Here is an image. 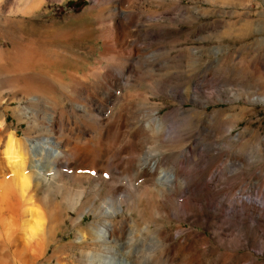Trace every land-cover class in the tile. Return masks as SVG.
Listing matches in <instances>:
<instances>
[{
    "label": "rangeland",
    "instance_id": "obj_1",
    "mask_svg": "<svg viewBox=\"0 0 264 264\" xmlns=\"http://www.w3.org/2000/svg\"><path fill=\"white\" fill-rule=\"evenodd\" d=\"M115 11L122 12H117L118 17H113ZM113 18L115 21H111ZM98 19L105 20L99 23ZM110 21L114 23V36L111 35L109 42H105L101 38L102 23L110 24ZM200 25L204 26V30H199ZM105 50V54H121L116 65L111 66L108 59H102ZM190 50L195 53L188 54ZM17 51L25 55L26 67L40 69L47 77L59 78L60 72L79 68L81 77L79 88L76 86L77 93L66 91L56 81L52 90L44 89V92L31 84L23 85V81L21 83L17 78L21 74L15 72ZM50 60L53 63H49ZM37 63L41 64L37 67ZM106 65L112 67L111 71L100 68L97 75L84 76L92 66ZM197 66L200 71L196 72ZM206 68L209 83L202 92L194 89L193 84ZM161 80L173 86V90L159 85ZM186 84L191 89L187 101L182 103L179 93ZM87 89L94 97L92 102L85 92ZM107 90L112 93L110 99H106ZM114 94L120 95L118 103L114 100ZM32 95H39L37 102L30 101ZM206 100L208 103L203 104ZM130 101L158 107L157 115L171 112L176 107L184 109L183 114L177 117V141L162 147V142L153 139L148 143L144 141L141 147L142 151L151 152L161 160L168 158L164 164L167 169L188 170L192 184L199 185L200 189L192 192L193 202L186 195L184 202L190 205L186 215L176 213V208L172 209L178 202L174 196L173 203L161 205V214L156 217L166 229L165 237L182 239L181 242L188 245L193 253L167 256L148 251L149 255L141 260L146 264H224L225 254L235 252L234 261L242 255L238 259L242 262L243 254L251 253L264 262V231L256 220L221 213L208 199L220 189L223 191L222 197L229 193L245 201L250 200L249 195L255 188H260L264 195V0H0V151L5 148L11 131L21 141L27 134L30 138L51 134L58 137L61 130L60 133L65 134L61 136L59 133L58 140H63L60 146L63 151L67 148V139L74 141L73 134H76L78 127L88 129L87 138H91L89 131L94 124L95 127L97 124L105 126L111 134L113 121L110 114L119 110L123 112L124 105ZM79 104L83 105L82 111ZM25 108L36 112L22 116ZM194 110H204L214 115L216 126L212 128L203 124L192 112ZM53 113L51 126H48L47 117ZM94 119L95 123L92 121ZM124 123L114 140L111 137L113 134L108 138V135L94 138L98 149L91 145L92 159L97 162H91L89 167L77 165L73 157L66 155L58 161L59 173L55 178L49 177L50 182L41 181L38 186H34L31 178L36 169L25 167L24 172L29 171L31 176V189L35 188L33 201L36 207L42 210L46 221L57 211L58 220L52 224L54 234L59 237L60 243L72 246L68 245L61 250L64 252L53 254L54 243L49 242L44 249L46 236L39 232L26 248L19 246L3 252L0 245V264H82L85 258L81 259L77 252L87 250L78 248L82 241L80 235L84 231L71 227L69 221L73 213L68 209L69 204L81 205L86 201L89 205L93 196L97 198V203L124 204L130 193H133L135 201L142 204L135 187L137 185L130 186L135 179L130 178L124 167L125 146L121 150L127 137ZM228 128L230 130L227 131ZM216 130H220L221 134ZM101 146L108 148L106 162L104 157L99 156L98 150L104 149ZM188 146L192 151L185 152L184 158L183 149ZM179 161H184L186 168H181ZM176 162L177 165H173ZM3 167L0 155V242L5 232L3 227L12 232L24 220L19 214L22 209L20 199L13 195L15 183L9 177V170ZM39 172L48 178L47 174L52 169L40 168ZM214 172L218 174L217 186L208 187L204 182ZM81 191L82 197L76 199ZM74 200L75 203H71ZM257 203L261 204V201ZM169 210H173L174 215L167 217ZM84 215L80 228L89 227L93 221L91 213ZM60 228L64 229L62 235H58Z\"/></svg>",
    "mask_w": 264,
    "mask_h": 264
},
{
    "label": "bare ground",
    "instance_id": "obj_2",
    "mask_svg": "<svg viewBox=\"0 0 264 264\" xmlns=\"http://www.w3.org/2000/svg\"><path fill=\"white\" fill-rule=\"evenodd\" d=\"M132 1H134V0H132ZM31 8H32V6H31ZM117 12L120 13L122 11H117ZM117 12L115 11V14ZM119 13H118V15H119ZM116 16H117V14L114 15L113 17H116ZM100 19H98L99 23L104 22V20H105V19L104 20L102 19L100 21ZM111 21H115V19L113 18V20H111ZM111 21H110V24L102 23L103 27H102V32H101V38L105 42L106 41L109 42L110 37L112 38L111 35L114 36V34L112 32L115 30L114 29V23L112 24ZM135 22H138V21H135ZM115 26L117 27V25H115ZM136 28H137V25H136ZM199 30L200 31L204 30V26L200 25ZM72 34H74V33H72ZM65 35H67V31H66ZM77 37H78V35H77ZM110 46H105V47L107 48ZM55 50H57V49H55ZM61 51H62V49H61ZM106 52L107 51L105 50L102 53L103 55L101 54L103 57L102 59L103 60L108 59V62L111 63V66L116 65L117 60L119 61V59L122 57L120 53L115 54V55L112 53L113 55H110V54H105ZM58 53H57V55H58ZM108 53H110V52L108 51ZM194 53H195V51L190 50V53H188V54L191 55ZM39 55L43 56L41 54H39ZM108 55L110 57H108ZM24 56L25 55L23 53H21L20 51H17V53H16L17 68H15L16 70L14 69L15 72H18L21 75L24 74L22 76L21 75L19 76V74H18L19 77H17L21 83L23 81V85L31 84L33 86V88H36L37 90H39L41 88V89H43V92H44V89H46L48 91L52 90L55 87L54 82L56 81L58 83V86L60 84L61 88L66 89V91L68 89L69 92L72 94L77 93L78 89H76V86L77 87L80 86L78 84L80 83L79 78L81 77L79 68L69 69L67 72H60L61 75L59 78L49 77V75L47 77L42 72V70H40V69H36L35 67L34 68L26 67L25 66L26 60H25ZM29 56L31 57V55H29ZM48 58H50V57H48ZM38 61H42V60L39 59ZM197 61L198 60H196V62ZM50 62L53 63L51 60L49 61V63ZM188 62H190V64H191V60H189ZM28 63H30V62H28ZM40 64L37 63L36 66L38 67V65H40ZM42 64H44V62ZM199 64H200V62H199ZM45 66H44V68H45ZM55 66H56V64H55ZM49 67L50 66H48V68ZM100 68L104 69V71H105V69L108 70L109 67L107 65L105 67H99V66L93 67L92 66L90 68V70H88L86 75L84 74V76L85 77L86 76L87 77L88 76L93 77L100 72V70H101ZM111 68L112 67H110L109 70ZM199 68L197 66V68H195V71L196 72L200 71ZM106 72H108V71H106ZM201 72L202 73H201L200 78L198 80H196L195 84H193V85H194V89L205 92L207 84L209 83V79H208L207 74H206L207 68L202 70ZM105 75H106V73H105ZM159 77H161V76H159ZM98 78H99V76H98ZM116 79H118V78H116ZM96 81H98V80H96V78H95V82ZM161 81L162 82L159 83V85L167 86L170 88V90H173V88H174L173 86L170 87L169 85L164 83L163 80H161ZM189 84H186L182 89H180L179 94H180V97L183 99L182 103H185L188 99L187 96L190 92L189 90L191 89V87H190L191 84L190 85ZM105 87H106V84H105ZM118 87H120V86H118ZM39 91H41V90H39ZM35 92H37V91H35ZM85 92L88 95V98H90V101L91 102L94 101V97L91 95V93L88 92V89ZM105 96H106V99H108V98L110 99L112 96V93L109 90H107L105 92ZM114 96H115V94H114ZM119 96L120 95L117 94L114 97V100L116 102L119 100ZM38 97H39V95H38ZM38 97L32 95L29 99L32 103H35V102H37ZM133 99H134V97H133ZM207 101L208 100L203 101L202 103L203 104L208 103ZM142 103L138 104V102L135 103L132 101L127 102L124 105L125 106L124 107L125 110L123 109L125 111V112L123 111L124 113L121 112L122 110H119L114 114L113 113L110 114L112 117V121H113L112 122L110 120L112 122V124H111V129H112L111 134H113V136H111L112 140H114L115 136L120 132L122 122L125 121L124 127L127 128V130L125 131L127 137H126L124 145H122V147H121V150H122L123 146H125V151H126V156L123 158L124 167L126 169V172L129 175H131L130 178L135 179V180H132L130 182V186L137 185L135 187L138 189L137 193H138L139 199H141L140 202L143 201L142 204H140L139 201H135V197L133 196V193L132 194L130 193L128 196V199L126 201L124 200L125 201L124 204L123 203L120 204V202L116 205L109 204L107 202H104L105 204L103 202L97 203L96 202L97 198H95L93 196L91 198L92 201L89 205L85 203L86 201H83L84 203L81 205H78V204L70 205L69 204V206H68V209L73 213V216L70 217L71 221H69V223L71 222V224H72L71 227L72 228L75 227L78 229V231H81V232L84 231L80 235V238H82V241H80V243H79L80 245L78 248H80V250L81 249H87V250H85V252H84V250H82V251L77 252V253L80 254L79 256H81V259H82V257L85 258V260L83 259L84 260L83 262H85V264H146L145 261L143 262V260H141V259L143 257L147 256L148 251H149V253L151 251V252L160 253V255L165 254L167 256H171V255L175 256V254H178V253H183L184 256H186V255H189L190 253H193L192 249L190 247H188V245L181 242L182 239H175L174 236L165 237L164 234L166 232V229L157 221L156 217L159 214H161L160 213L161 205L166 204V203L168 204L169 202L173 203L172 197H174V196H176V198H178V202H176L174 207L173 208L171 207V208L172 209L176 208L175 209V211H177L176 213L179 212L181 214L186 215L190 210V208H189L190 205H188L187 201L184 202V199H185V197L187 199L186 195H188L190 201L193 202L192 192L200 190L198 187L199 185H197V184L193 185L192 184V182L188 176V170L182 171L183 170L182 169L181 171H177V170L175 171V170H173L175 168L167 169L164 167V164L168 158L164 157L161 160L160 158H158L157 155L154 156L153 153L151 154V152L148 153V152L142 151V147H141V144L144 141H146V142L152 141L153 139H154V141L157 140V141L162 142V145H163L162 147L167 146L170 143L173 144V142L177 141L178 140L177 138L179 135L178 134L179 133V131H178L179 121L177 120V117H179L181 114H183L184 109L176 107L171 112H167L164 114L157 115L158 109H159L158 107H156V106L150 107V106H147L145 102H144L145 103L144 105H142ZM87 104H89V103H87ZM79 106H81V107H79L80 109L83 108V105L79 104ZM139 106H141V107L139 108ZM90 107H93V106H90ZM90 109L93 110L92 108H90ZM138 110L142 113L137 112ZM81 111H82V109H81ZM33 112L35 113L36 111L32 110L31 108H25L24 112H21V113H22V116L23 115L27 116ZM85 112L88 113L87 111H84V113ZM192 112H194L196 114V118L199 117L198 119H200L203 124H205V125L207 124L208 126L210 125V126H212V128H214V126H216V118L214 115L209 114V113L205 112L204 110H194ZM88 114H90V113H88ZM53 115H54V113L49 114L47 117L48 126H51L50 123L52 122V120L54 118ZM92 116L96 117L95 115H92ZM97 116H98V114H97ZM98 118L96 117V119H98ZM92 121L94 122L95 119ZM100 124H102V123L100 122ZM94 125L91 126L90 131H89V135L91 134V136H90L91 138H87L88 129L86 127H78L76 134H73L74 141L69 142L68 141L69 139H67V141H66L67 148L65 151H63L64 149L61 150L63 147L60 149L61 142L63 140H61V142H59V140H58L59 133L61 132V130H60V132H58V135H57L58 137L51 136L52 135L51 134L50 136L45 135V136H42L39 138H30V137H27V135H28L27 134L26 136L24 135L25 137L21 141L19 140V138H17L15 136V134L12 131L8 134V138L6 141L5 148L2 151H0V155H1V160L4 164L3 169L9 170V172H10V173L8 172L10 175L9 177L12 180V182L15 183V188L12 190H16V191L15 192L13 191L14 192L13 193V192H11L12 191L11 190L10 192L13 193V195L15 197H17V196L19 197V199H20L19 204L21 205V208H22L21 212L19 214H22L21 217H23L24 220H22V223L18 224L19 227L15 228L14 229L15 231L12 230V232H11V230H8L9 228L5 230L3 227V232L4 231L5 232H4V236H2L3 237L2 242H0V245L2 247V251L5 250L6 252L7 251L9 252V250H11L12 248L16 249L19 246H21L22 248H26V246L28 245L27 243L28 242L30 243L31 240H34L35 236L39 232H40V235L42 233H45V235L44 234L43 235L46 236V238L44 240V249H45V246L47 247L49 242L52 244L54 243L55 248L53 250V254H56L58 251L64 250V248L68 245L72 246L71 244L66 245V244L60 243V241L58 239L59 237H56L54 234L56 232L53 230L52 224H54V222H56L58 220L59 214H57V211L50 216L51 217L50 220L48 219L46 221L42 215V212H41L42 210L40 211L36 207L35 202L33 201V197L35 194V193H33V191L35 188L33 190L31 189L33 186V185H31V178L33 179L34 186H38L41 181H45L47 183L50 182L49 177L55 178L54 176L59 173V172H57V170H58L57 167L59 166V163H58L59 159L65 158L66 155L73 157L74 160L77 162V165H79V166L84 165V166L89 167L91 162L96 163L97 160L92 159V148L98 147V143H97V141H95L96 139H94V138L95 137H98V138L106 137V135H108L107 136V138H108L109 135H111V134L109 133L110 129H108V128L105 129L104 125H103L104 127L98 126L99 124H97V127H95ZM46 128H47V126H46ZM167 128H169L171 130L166 131ZM53 129H51V130H53ZM65 130H66V128H65ZM228 130H230V128H228L227 131ZM50 131H49V133H50ZM102 131H104V133ZM63 132H64V129H63ZM215 132L218 134L219 133L221 134L220 130H216ZM26 133L27 132H25V134ZM63 134H65V132ZM63 134H61V136ZM218 134L217 135L215 134V135L218 136ZM53 135H55V134H53ZM219 137H220V135H219ZM66 138H67V136H66ZM98 142H99V140H98ZM80 143L83 145L85 144L86 146L83 147L80 145ZM101 147H103V146H101ZM107 149L104 148V149L98 150L99 156L104 157V159H103L104 162H106L105 158L107 159L109 157ZM146 150H148V148ZM156 150L157 149H155V151ZM183 150H184V156H183L184 158H185V152L190 153L192 151L191 147H189V146ZM109 151H110V149H109ZM112 151H113V149H112ZM118 151H120V150H118ZM114 154H116V153H114ZM112 157H113V155L111 156V159L114 158V157L113 158ZM119 158H121V157H119ZM72 162H73V159H72ZM118 162L119 161H117V163ZM179 164H180L181 168H186V164L184 163V161H182V162L179 161ZM173 165H177V162H176V164H173ZM27 166L36 169L35 171H37V172L35 173L34 176L31 177L30 174L28 173L29 171H26L27 174H29V176L26 174V172H24V169ZM49 167L52 169V172L47 174L48 178H46V177L42 176V174L40 173L41 171L39 172V169L40 168L46 169ZM114 167H116V165H114ZM77 168H81V167H77ZM33 170H32V172H33ZM217 175L218 174L216 172L211 174V176L208 177L209 179L204 182L205 185L208 187L217 186V184H216ZM58 177H60V176H58ZM83 179H85V178H83ZM135 181H136V183H134ZM14 183H11V184L14 185ZM220 190H222V189H220ZM220 190L216 191L215 193H212L211 197H208V199L211 202L210 204L213 205L216 210H218L221 213L225 212L228 215H234L235 214L237 216L250 217V218L256 220V222L259 224L260 229L264 231V195H263L262 191L260 190V188L259 189L255 188V189H253V191H251V193L249 195L250 196L249 201H245L238 196H234V195L232 196L229 193L226 194L227 195L226 197H222L221 193H223V191H220ZM82 191H83V189H82ZM82 191L79 192V196H78V194L76 195V197H77L76 199H80L82 197V193L85 192V191H83V192ZM208 196H210V195H208ZM174 199H175V197H174ZM257 201H261V204H258ZM71 203H75V200L72 201ZM167 212H169L167 214V217L174 215L173 210L172 211L169 210ZM88 213H91L93 215V221L89 224V227L80 228L82 220L85 216L84 214H88ZM68 215H70V214H68ZM175 217H177V216H175ZM185 217H187V216H185ZM182 221H183V219H182ZM63 230H62V228H60L59 229L60 233L58 235H62ZM8 231H10V233ZM40 235H38V236H40ZM38 236H37V238H38ZM263 238H264V236H263ZM51 241H53V242H51ZM76 247H73V248L75 249ZM263 248H264V246L262 245V249ZM67 250H68V248H67ZM75 250H77V249H75ZM196 251H198V250L196 249ZM61 252H64V251H61ZM198 252L202 253V251H198ZM235 255H236L235 252L234 253L233 252L232 253H230V252L226 253L224 256V264H264V262H260L257 259V257L253 256L251 253L243 254V261L242 262L238 261V259L242 255L238 259H236V261H234L233 259H234ZM83 262H82V264H83ZM171 264H175V263H171Z\"/></svg>",
    "mask_w": 264,
    "mask_h": 264
}]
</instances>
